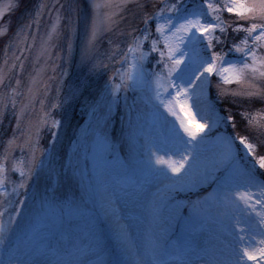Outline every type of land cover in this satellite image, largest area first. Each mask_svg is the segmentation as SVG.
Returning a JSON list of instances; mask_svg holds the SVG:
<instances>
[{"label":"rangeland","instance_id":"1","mask_svg":"<svg viewBox=\"0 0 264 264\" xmlns=\"http://www.w3.org/2000/svg\"><path fill=\"white\" fill-rule=\"evenodd\" d=\"M10 2L17 6L6 8ZM94 2H102V0H0V8L5 9L4 15L0 17V32H2L0 66H3L6 58L10 64L13 62V52L17 56L21 55L14 45L16 33L34 18L41 4L45 5L39 25L33 24L29 29L30 35L26 44L31 47L21 56L24 62L23 70H20L19 61H16L17 67L11 73V78L6 80L4 87H0V93L8 91L19 79L21 84L18 90L26 93L30 85V77H37L39 72L37 83L32 85L36 93L34 102L25 111L19 128L15 113L27 103L24 96L16 97L15 109L9 102L5 115L0 120V156L4 154L6 142L13 136L18 138V144L24 142L25 136L22 133H25L29 121L38 124L44 114H48V124L39 126V139L35 152L38 164L31 178L25 180V187L19 189V194L12 192V188L21 182L19 173L11 171L12 160L19 158L27 160L32 153L27 148L22 152L19 147L11 152L5 186L9 195H0V211L7 209V212L0 219L6 221L8 213L14 214L20 200H25V205L22 206L21 216L17 218L19 221L28 215H44L46 210L41 204L47 202L52 206V210L47 211L45 215L43 222L48 227L42 231L52 234L53 243L58 241L62 234L71 235L78 238L82 245L87 246L86 260L99 258L103 259L105 264H118L127 257L122 251L117 235L118 225L115 217L106 207V194L110 191H117L120 194L127 192L128 195L137 196L136 208L127 214L128 223L120 219V224L129 225L131 239L137 245L143 241L145 231L150 225L153 207L159 209V214L151 227L156 233L166 232L169 242L193 240L183 231L186 223H191L193 230L198 233L201 217L190 219L191 210H196L207 218H222L223 209L210 199L216 185L209 186V183L193 185L178 183L174 189H169L166 188L169 182L140 196L141 186L145 181L150 177L158 178L160 173L167 172V168L157 171L143 158L141 136L144 126L151 120L156 121L157 139L162 141L163 149L169 153V159L172 158L170 150L174 155H178L173 148V131H179V122L175 116L165 111L148 86L140 89L130 84L125 85L113 96L114 86L121 83L119 73L128 69V62H121V57L131 40L129 32L144 27L142 19L145 10L137 7L135 2L129 3L124 8L95 9ZM139 2L148 5L146 11L149 14L158 10L160 6V0H139ZM165 2L178 3L183 14L185 6L191 8L201 0H165ZM215 2L220 3L221 0ZM115 3L118 4L119 0H115ZM108 12L117 13L115 17L117 22L110 31L102 32L94 48L89 50L88 38L93 20L102 19ZM57 14L62 17L59 29L61 35L51 41L47 52L42 53V41L46 38ZM222 19L233 27L236 26L235 16L224 12ZM151 27L154 31V22ZM136 34L139 35V32L137 31ZM244 35V33H234L230 28L226 42L223 45H216L214 50L224 55L225 60L236 61L239 59V54L230 52L229 48L233 42L238 43ZM69 40H71V51H69ZM155 56L156 54H153V57ZM153 64L155 59L150 58L146 67L151 69ZM223 67H227V64ZM212 80L213 87L209 96L213 107L205 108L200 104L193 109L194 112H199L197 119L201 123L215 122L216 113L224 115L232 112L230 114L235 115L238 103L247 101L237 98L236 102H233L230 96L217 97L215 84L220 78L214 76ZM44 85H47V88ZM222 87L232 90L236 89L237 85H222ZM164 98L166 102L169 99L166 95ZM189 103L194 104L196 101L192 99ZM54 104L58 106L54 108ZM261 108H264V104L253 108L252 111L246 107L240 112L247 110L256 113ZM176 111L179 113L178 108ZM137 116H139L138 121ZM130 117L136 126L134 138L129 135L132 131ZM7 120L9 124L6 123ZM52 120L60 121L59 128L54 129L49 126ZM242 121L244 122L242 126H238L235 119L237 125L235 129L231 124H221L206 130L204 139L197 145V152L200 153L211 145L219 148L218 137L246 134L248 132L246 121L243 119ZM32 131L35 133V128ZM52 132L57 133L55 138ZM180 135L184 136L182 131ZM33 139H36L35 135ZM184 139L186 140L187 137L184 136ZM239 154L245 156L243 150ZM199 158L202 162L219 159V157ZM115 169L118 171L116 172ZM2 191L4 190H0ZM206 198H208L207 203H205ZM197 201L200 203L197 204ZM234 223L233 219L226 221L222 226L212 223L209 219L200 233L203 237L208 233L219 234L221 227L232 231ZM241 223L243 224V219ZM113 225L117 227L116 230L112 228ZM227 240L231 242V237H227ZM98 252H100L99 256L96 254ZM0 258L7 259V256L0 253Z\"/></svg>","mask_w":264,"mask_h":264},{"label":"snow or ice","instance_id":"2","mask_svg":"<svg viewBox=\"0 0 264 264\" xmlns=\"http://www.w3.org/2000/svg\"><path fill=\"white\" fill-rule=\"evenodd\" d=\"M132 2L145 10L142 19L144 27L129 32L131 40L121 57V62H128V69L119 73L121 83L114 86L112 94L115 96L121 87L129 84L140 89L148 86L155 93L159 104L179 122V131H173V148L179 159L170 157L165 160L155 151L151 153L155 157V164L166 165L164 178L171 182L166 188L174 189L178 183H209V186L215 184L210 199L223 209L222 218H207L202 213L191 210L190 219L201 217V232L209 219L212 223L222 226L226 221L233 219L235 223L232 231L221 227L219 234L208 233L202 242L197 239L169 242L166 232L156 233L151 227L159 214V209L153 207L150 225L145 231L143 241L137 245L131 239L129 225L120 224L119 209L113 207L117 193L113 192L107 197L106 207L115 217L118 225L117 235L122 251L127 257L118 264H264V108L256 113L241 111L240 116L246 121L248 132L236 137H218L219 159L210 162L200 160L197 145L204 139L206 130L212 127L231 124L235 129V118L230 113L226 116L216 113L215 122L201 123L197 119L199 112L193 111L200 104L205 108L213 107L209 94L214 76L220 78L215 84L217 97L230 96L233 102L240 98L264 104V0H221L220 3L215 0H201L191 8L185 6L183 14L178 3H167L165 0H160L158 10L150 14L146 11L148 5L140 3L139 0H119L118 4L115 0H102L94 2L93 7L124 8ZM16 6L10 2L6 8ZM44 8L45 5L41 4L34 18L16 33L14 45L21 55L17 56L13 52V62L10 64L6 58L3 66H0V87H4L6 80L11 78V73L17 67L16 61H19L20 70H23L24 62L21 56L31 47L26 44L30 35L29 29L33 24L39 25ZM4 11V8H0V17L4 15ZM224 12L237 18L235 27L222 19ZM116 15L115 12H108L102 19L94 18L88 38L89 50L94 48L102 32L112 29L117 22ZM61 19L57 14L42 41V53L48 51L54 38L60 37ZM241 21L245 23H240ZM153 22L154 31L151 27ZM230 28L234 33L245 34L238 43L233 42L229 48L230 52L239 54L236 61H227L224 55L214 50L216 45L226 42ZM137 31L139 35L136 34ZM116 51L118 53L119 49ZM153 54L156 56L153 57ZM5 55L7 57V52ZM150 58L155 59L151 69L146 67ZM224 64H227V67H223ZM38 75L39 72L37 77ZM37 77H30L26 93L18 90L21 84L19 79L15 81L14 87L0 93V120L5 115L9 102L15 109L16 97L24 96L27 103L15 113L19 128L25 111L34 102L36 93L32 85L37 83ZM232 84L237 85V88L230 90L222 87ZM44 87L47 88V85ZM165 95L169 97L167 102ZM193 97L196 103L190 104L189 101ZM57 106L53 105L54 108ZM47 115L45 113L38 124L28 122L25 133H22L25 136L22 144L17 143L18 138L15 136L6 142L4 154L0 156V190H4L0 195H9L5 188L7 164L11 152L16 147L22 152L27 148L32 155L27 160H12L11 171L19 173L21 177V182L12 188V192L19 194V189L25 187V180L31 178L38 164L35 152L39 126L48 124ZM136 119L138 121L139 116ZM129 122L132 128L129 135L134 138L136 126L131 117ZM49 126L59 128L60 121L52 120ZM180 131L187 137L186 140L180 135ZM51 134L54 138L57 136L56 132ZM33 135L36 136L35 140ZM104 143L106 144V141ZM241 150L245 153L243 157L239 154ZM169 172L170 176L167 175ZM207 202L208 198L205 199V203ZM198 203L200 202L197 201ZM23 205L25 200H20L14 214L8 213L6 221L0 219V253L7 256V259L0 258V264H105L104 260L99 258L83 259L88 255L87 246L71 235L62 234L58 241L52 242V234L42 231L48 227L43 221L47 211L52 210L50 204H41L46 210L44 215H28L19 221L17 218L21 216ZM6 212L7 209L0 211V218H3ZM183 231L187 236L197 235L191 223H186ZM227 237H231V242ZM96 254L99 256V253Z\"/></svg>","mask_w":264,"mask_h":264},{"label":"bare ground","instance_id":"3","mask_svg":"<svg viewBox=\"0 0 264 264\" xmlns=\"http://www.w3.org/2000/svg\"><path fill=\"white\" fill-rule=\"evenodd\" d=\"M193 99L195 100V97H193ZM157 126H158V124L156 123L155 120L149 121L143 128L144 131H143V134L141 136V141L143 142V148H144L143 158L145 160L149 161L150 165L153 168L160 170V169H165L166 165L155 164V157H153L151 155V153L153 151H155L157 153V155L164 158L165 160H168V154L169 153L165 152V149H163L162 141L160 139H157V133H158ZM169 149H171V148H169ZM170 151H171L170 154L172 155V159L178 160L179 155H174L172 150H170ZM219 152H220V148H217L216 145L215 146L211 145L210 148L201 151L199 153V157L216 159L219 157ZM115 171L117 172L118 170L115 169ZM167 175L170 176L171 173L169 172V173H167ZM169 182L170 181H168L164 178V173L163 174L160 173L158 178H151L150 177V179L145 181V184L141 186V195L140 196L142 197L146 194V192L153 191V190L157 189L158 187L162 186L163 184H166ZM114 192H116L117 195H116V200H115V204L113 205V207L119 209V216L121 217L122 220L124 219L125 223L126 222L128 223L129 220L127 219V216H128L127 214L136 208L135 205H136V200H137L136 197L137 196L136 195H132V196L131 195H123L117 191H114ZM111 193H113V192L110 191L108 194H106V196L108 197ZM115 225H113V227H112L114 230H116V228H117ZM201 234L202 233H200V231H198L196 237L189 236V238L190 239H197L199 241H201V240L203 241L204 237ZM98 253H100V252H98ZM100 257H101V254H100ZM83 259L86 260L85 257H83Z\"/></svg>","mask_w":264,"mask_h":264},{"label":"trees","instance_id":"4","mask_svg":"<svg viewBox=\"0 0 264 264\" xmlns=\"http://www.w3.org/2000/svg\"><path fill=\"white\" fill-rule=\"evenodd\" d=\"M238 105L239 106H237V112H234V113H237V114H235V115H233L234 116V118L237 120V122H238V126L240 125V126H242V124L244 123L243 121H242V118H241V116H240V110H242V109H245L246 107H247V109L249 110V111H252V109L253 108H257V107H260L261 106V103L260 102H258V101H255V102H249V101H245V102H239L238 103ZM223 106L221 105V108H222ZM230 113H232V112H230ZM224 115L226 116V115H228L227 113H224ZM8 121V120H7ZM6 123H10L9 121L8 122H6Z\"/></svg>","mask_w":264,"mask_h":264}]
</instances>
